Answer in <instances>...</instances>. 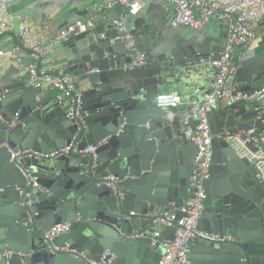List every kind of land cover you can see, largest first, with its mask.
Instances as JSON below:
<instances>
[{
	"label": "water",
	"instance_id": "1",
	"mask_svg": "<svg viewBox=\"0 0 264 264\" xmlns=\"http://www.w3.org/2000/svg\"><path fill=\"white\" fill-rule=\"evenodd\" d=\"M126 12V20L97 16L60 44V67L82 91L83 124L68 116L57 92L44 93L46 87L35 86L16 66L0 77V253L13 251L2 254L0 264H88L106 251L114 255L112 264H159L163 244L175 239L174 227L155 235L157 224L145 214L187 201L198 147L186 131L198 121L186 124L178 107H160L156 100L167 87L199 86L207 72L201 59L220 49L223 35L179 32L167 19ZM120 23L145 53V64H132L134 51ZM236 65L243 90L264 82V35ZM260 112L243 104L207 113L215 136L200 227L236 241L191 243L193 264H244V258L264 264V184L256 163L216 136L230 126L233 132L262 129L264 112L253 120ZM103 139L94 170L80 154L17 163L8 150L48 154L73 141L84 149ZM28 176L38 184L33 204L17 189L26 187ZM109 176L118 180L107 183ZM67 222L69 232L46 240L45 232ZM67 245L80 257L51 249Z\"/></svg>",
	"mask_w": 264,
	"mask_h": 264
},
{
	"label": "built area",
	"instance_id": "2",
	"mask_svg": "<svg viewBox=\"0 0 264 264\" xmlns=\"http://www.w3.org/2000/svg\"><path fill=\"white\" fill-rule=\"evenodd\" d=\"M173 7L174 15L171 26L175 29L191 28L197 31H205L212 20L222 21L226 37L219 50L212 52L207 58L201 59V65L215 73L213 86L203 91L201 87H193V96L184 98L178 92L162 93L157 97L160 107H179L182 104L189 106L184 122L189 124L191 120H197L198 125L194 129L191 126L186 131L187 137L198 147L195 165L191 176L192 192L184 205L172 203L166 208H159L146 213V217H152L157 224L155 235L162 234L166 227L176 228L175 239L164 243L165 253L159 264H193L190 259L191 243L198 241L235 242L231 236L210 233L200 227V218L205 208L206 189L204 181L209 178L212 165L213 137L207 113L210 110L219 111L232 105H253L261 112L253 120L261 119L264 112V83L252 90H243L237 81L235 66V50L252 46L258 38V24L264 21V0H163ZM96 9H110L121 6L130 14L138 15L143 8V0H97ZM12 0H0V40L5 34L11 32L15 23L11 15ZM20 37L16 39L11 49L0 47V57L9 51L14 56L21 58L27 52L34 57V62L28 65L29 80L35 86H43L57 92L58 97L68 107V116L77 118L79 125L84 121L81 118L82 91L76 82L64 70L51 69L46 64V52L49 45L58 46L68 40L78 31H83L88 26L94 25L93 20H77L74 23L61 26L53 30L51 34L50 22H42L38 25L28 22L24 14L18 16ZM120 31L125 34L128 47L134 51L133 65H143L146 55L137 51L136 39L129 32L128 27L120 23ZM33 35H35L34 38ZM264 120L262 129L254 127L250 130L233 132L232 126L216 134L217 137H227L231 143L239 142L243 153L248 155L256 163L260 183L264 184ZM106 142L103 139L97 145H89L84 149L78 147V142L73 141L69 145L51 153H43L33 149H17L8 147L13 161L19 163L22 159H44L47 157H59L61 155L80 154L88 156V168L96 167V149L98 145ZM234 148V143H232ZM252 147L257 148L254 150ZM239 152V150H237ZM94 172V171H93ZM118 178L109 176L107 183L116 182ZM37 182L28 176L26 187H17L21 193L30 198L29 204L34 202V192ZM132 214H137L132 212ZM72 223H60L54 225L45 232L47 241H52L59 235L71 230ZM54 252L80 257L76 249L69 245L59 247L51 246ZM12 250H5L0 256H10ZM106 251L101 261L88 260V264H112L114 255ZM244 264H249V259L244 258Z\"/></svg>",
	"mask_w": 264,
	"mask_h": 264
},
{
	"label": "crops",
	"instance_id": "3",
	"mask_svg": "<svg viewBox=\"0 0 264 264\" xmlns=\"http://www.w3.org/2000/svg\"><path fill=\"white\" fill-rule=\"evenodd\" d=\"M96 1L97 0H12L11 15L14 20L15 27L11 32L5 34L4 37L0 40V47L4 46L9 50L12 48L16 39L20 37L18 16L21 14L26 15L28 17V22L31 24L38 25L42 22H46V21L50 22L52 28L51 34H53V30H55L56 28L74 23L76 22L77 19L84 21L85 20L94 21V19L97 16H100L102 18H107V16L109 15L116 19H121V20H126V18H128L129 14H127V12L121 6H116L110 9L98 10L96 9L95 6ZM155 12L158 15H156ZM138 15L141 17L146 16L151 19H154L155 16H158V18H162L164 20L167 19L169 20V22H171L174 15V11H173V7L165 3L163 0H143V8L140 14ZM257 28H261V35H259L258 33L257 42L247 48H237L235 50L236 58H239L244 54H246L249 51V49L255 51L257 47L260 45L261 37L264 35V21L260 22ZM176 31L189 33V32H195L197 30H193L191 28H181V29H176ZM221 34L223 35L220 38L221 39L220 45L222 46L226 37L224 25L219 35H215L211 33V35L216 36L218 38L220 37ZM34 37L35 35H33L32 38ZM63 52L64 51L61 45L58 46L49 45L47 48L46 58H45L46 64L49 65L51 69L62 70V68L60 67L61 64L60 56L62 55ZM33 62H34V57L31 54H28V52L25 55H23L21 58H18L8 51L5 56L0 57V77H2L6 72H8L12 66H16V68L19 69V74L25 75L29 80L27 67ZM236 69H238L237 65H236ZM70 77L72 76L70 75ZM73 80L76 82L75 78H73ZM214 80H215V73L213 71L207 70L203 80H201V82L198 83L197 85H199V87H201L203 91L209 90L212 88ZM263 83L264 82H262V84ZM195 85L193 84L190 87L186 86L184 91H179L173 87H167L163 89L162 93L178 92L184 98L189 99L194 94L193 87ZM78 88L80 89L79 86ZM48 92L52 93L53 95H56V91L54 90H51L49 88H47V90H44V93H48ZM247 106L249 110L255 108L251 104ZM178 109H179V114L186 116L189 106L187 104H182L178 107ZM241 122L242 119L240 117L233 124L239 125Z\"/></svg>",
	"mask_w": 264,
	"mask_h": 264
},
{
	"label": "rangeland",
	"instance_id": "4",
	"mask_svg": "<svg viewBox=\"0 0 264 264\" xmlns=\"http://www.w3.org/2000/svg\"><path fill=\"white\" fill-rule=\"evenodd\" d=\"M223 22L219 20H212L210 24L207 26V30L210 34H215L219 35L221 33L222 27H223ZM258 33L261 35V28H258ZM232 143H234L235 147L237 150H239L240 153H243V148L241 145H239V142L236 140H233Z\"/></svg>",
	"mask_w": 264,
	"mask_h": 264
},
{
	"label": "flooded vegetation",
	"instance_id": "5",
	"mask_svg": "<svg viewBox=\"0 0 264 264\" xmlns=\"http://www.w3.org/2000/svg\"><path fill=\"white\" fill-rule=\"evenodd\" d=\"M262 84V83H259V85Z\"/></svg>",
	"mask_w": 264,
	"mask_h": 264
}]
</instances>
